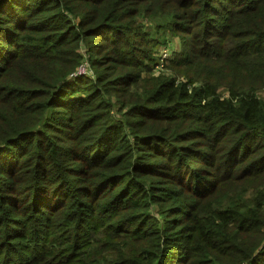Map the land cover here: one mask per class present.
I'll return each instance as SVG.
<instances>
[{"label":"trees","instance_id":"1","mask_svg":"<svg viewBox=\"0 0 264 264\" xmlns=\"http://www.w3.org/2000/svg\"><path fill=\"white\" fill-rule=\"evenodd\" d=\"M262 92L264 0H0V264H264Z\"/></svg>","mask_w":264,"mask_h":264},{"label":"rangeland","instance_id":"2","mask_svg":"<svg viewBox=\"0 0 264 264\" xmlns=\"http://www.w3.org/2000/svg\"><path fill=\"white\" fill-rule=\"evenodd\" d=\"M166 39H167L168 43H166L164 45L161 44L158 47L157 51L155 52L157 63L154 65L153 69L149 72V75H154L157 73H165V74H172L173 73L172 70L170 68H168V65L170 63V59H172V57H173V53L175 51H179L181 48V37H180V35L167 34ZM166 47H168L169 50L171 51L170 58L166 62H164L163 67L158 68L157 66H158V62L160 60L159 55L161 54L162 50ZM146 75L147 74L144 73V76H146ZM89 76H91V74ZM178 78L182 79L183 81H186V78L182 75L178 76ZM261 96L264 97V92L261 93Z\"/></svg>","mask_w":264,"mask_h":264},{"label":"built area","instance_id":"3","mask_svg":"<svg viewBox=\"0 0 264 264\" xmlns=\"http://www.w3.org/2000/svg\"><path fill=\"white\" fill-rule=\"evenodd\" d=\"M171 51L169 50L168 47L164 48L161 52V54L159 55V62H158V68L159 67H163L164 62H166L168 60V58L170 57ZM91 74V76L93 75V69L89 66L87 58H85V60L82 61V63L79 65L78 69L73 72L70 76L72 78H77L80 76H89Z\"/></svg>","mask_w":264,"mask_h":264}]
</instances>
